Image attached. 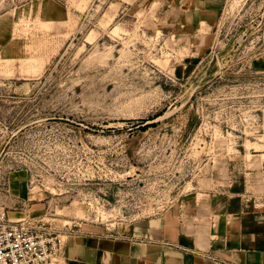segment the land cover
Returning <instances> with one entry per match:
<instances>
[{"label": "rangeland", "instance_id": "374dc122", "mask_svg": "<svg viewBox=\"0 0 264 264\" xmlns=\"http://www.w3.org/2000/svg\"><path fill=\"white\" fill-rule=\"evenodd\" d=\"M264 206V0H0V216L64 240Z\"/></svg>", "mask_w": 264, "mask_h": 264}, {"label": "crops", "instance_id": "0c3cea01", "mask_svg": "<svg viewBox=\"0 0 264 264\" xmlns=\"http://www.w3.org/2000/svg\"><path fill=\"white\" fill-rule=\"evenodd\" d=\"M126 242L77 236L64 264H264V206L196 208L137 221Z\"/></svg>", "mask_w": 264, "mask_h": 264}, {"label": "built area", "instance_id": "2783aa9c", "mask_svg": "<svg viewBox=\"0 0 264 264\" xmlns=\"http://www.w3.org/2000/svg\"><path fill=\"white\" fill-rule=\"evenodd\" d=\"M63 244L44 221L0 216V264H51Z\"/></svg>", "mask_w": 264, "mask_h": 264}]
</instances>
